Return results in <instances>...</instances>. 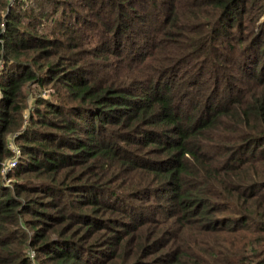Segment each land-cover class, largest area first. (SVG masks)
Wrapping results in <instances>:
<instances>
[{"label": "trees", "instance_id": "trees-1", "mask_svg": "<svg viewBox=\"0 0 264 264\" xmlns=\"http://www.w3.org/2000/svg\"><path fill=\"white\" fill-rule=\"evenodd\" d=\"M8 136L0 264H264V0H0Z\"/></svg>", "mask_w": 264, "mask_h": 264}, {"label": "built area", "instance_id": "built-area-1", "mask_svg": "<svg viewBox=\"0 0 264 264\" xmlns=\"http://www.w3.org/2000/svg\"><path fill=\"white\" fill-rule=\"evenodd\" d=\"M11 138H12V141H11L10 147H11L13 154L10 157L6 158V160L4 159L5 161L3 160L0 164L1 165L0 172L4 174L3 176H6L8 171H10L15 166V163L17 160L16 154H18L19 152L18 144L14 141V137H11ZM4 180L9 181V178L6 176Z\"/></svg>", "mask_w": 264, "mask_h": 264}, {"label": "rangeland", "instance_id": "rangeland-1", "mask_svg": "<svg viewBox=\"0 0 264 264\" xmlns=\"http://www.w3.org/2000/svg\"><path fill=\"white\" fill-rule=\"evenodd\" d=\"M86 45V44H85ZM8 142H7V145H8V147H9V149H11V147H10V145H11V141H12V138H11V136H8ZM5 160H6V158H5ZM4 160V161H5ZM2 175H4L3 173H1ZM4 178L6 177V176H3ZM5 184L6 185H9V186H11V183L9 182V181H7V180H5ZM31 253H33V252H31ZM31 253H30V255H31Z\"/></svg>", "mask_w": 264, "mask_h": 264}]
</instances>
